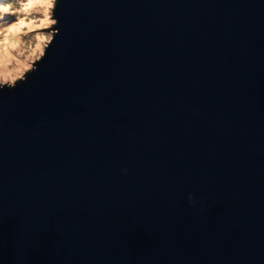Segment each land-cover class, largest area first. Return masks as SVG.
I'll return each mask as SVG.
<instances>
[{
  "label": "water",
  "instance_id": "1",
  "mask_svg": "<svg viewBox=\"0 0 264 264\" xmlns=\"http://www.w3.org/2000/svg\"><path fill=\"white\" fill-rule=\"evenodd\" d=\"M57 15L0 93V264H264V0Z\"/></svg>",
  "mask_w": 264,
  "mask_h": 264
},
{
  "label": "clouds",
  "instance_id": "2",
  "mask_svg": "<svg viewBox=\"0 0 264 264\" xmlns=\"http://www.w3.org/2000/svg\"><path fill=\"white\" fill-rule=\"evenodd\" d=\"M61 2L0 0V93L26 84L47 59L61 31Z\"/></svg>",
  "mask_w": 264,
  "mask_h": 264
}]
</instances>
